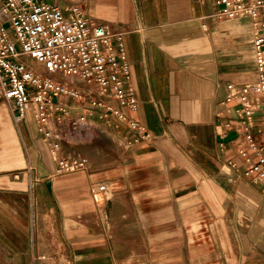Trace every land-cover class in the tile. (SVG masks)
Wrapping results in <instances>:
<instances>
[{
  "label": "crops",
  "instance_id": "obj_1",
  "mask_svg": "<svg viewBox=\"0 0 264 264\" xmlns=\"http://www.w3.org/2000/svg\"><path fill=\"white\" fill-rule=\"evenodd\" d=\"M56 2L126 31L137 105L107 124L86 114L53 154L35 107L16 120L0 99V264H264V184L240 174L238 135L223 125L239 122L227 83L257 79L250 20L215 17V0ZM64 153L89 165L49 177Z\"/></svg>",
  "mask_w": 264,
  "mask_h": 264
},
{
  "label": "built area",
  "instance_id": "obj_2",
  "mask_svg": "<svg viewBox=\"0 0 264 264\" xmlns=\"http://www.w3.org/2000/svg\"><path fill=\"white\" fill-rule=\"evenodd\" d=\"M215 3V17H246L251 22L257 79L227 83L222 103H234L239 122L223 125L238 135L239 142H231L245 161L240 174L264 184V0ZM201 26L206 28L205 23ZM125 33L89 18L73 2L62 8L56 0H0V99L9 103L16 120L24 118L27 107H35L37 127L53 154L59 152L62 131H70L86 114L97 113L106 124L114 118L126 119L122 107L136 108L137 97L124 49ZM129 123L132 128L138 125L132 120ZM252 129L260 135L259 141ZM224 136L222 129L221 149ZM227 164L238 167L233 160ZM59 165L49 177L76 167L65 156L60 157ZM26 170L31 184L40 179L35 166ZM108 192L106 182L90 187L101 217Z\"/></svg>",
  "mask_w": 264,
  "mask_h": 264
},
{
  "label": "rangeland",
  "instance_id": "obj_3",
  "mask_svg": "<svg viewBox=\"0 0 264 264\" xmlns=\"http://www.w3.org/2000/svg\"><path fill=\"white\" fill-rule=\"evenodd\" d=\"M222 18H223V19H234V18H229V17H222ZM237 18H238V17H237ZM76 126H77V124H76V125H73V129L70 130L71 133L73 132V130H75L74 127H76ZM77 128H78V127H77ZM77 128H76V129H77ZM63 137H64V136H63ZM63 137H62V139H61V144H60V147H59V152H60V153H63V152H64V150H63V148H62ZM77 148H79L78 145H76V149H77ZM120 148H121V147H120ZM120 151H121V149H120ZM99 152H100V149H99ZM63 155H65V157H66V159H67V156H68L69 154H68V153H64ZM83 158H84V157H83ZM83 158H80L79 160H78V159H75V163H76V164L86 165L88 162H85ZM72 165H75V164L72 163ZM87 165H89V163H88ZM16 173H17V172H16ZM16 173H13V174L15 175Z\"/></svg>",
  "mask_w": 264,
  "mask_h": 264
},
{
  "label": "water",
  "instance_id": "obj_4",
  "mask_svg": "<svg viewBox=\"0 0 264 264\" xmlns=\"http://www.w3.org/2000/svg\"><path fill=\"white\" fill-rule=\"evenodd\" d=\"M109 206H110V203L107 202L106 210H105V213H104V218H105V219H107V217H108V209H109Z\"/></svg>",
  "mask_w": 264,
  "mask_h": 264
}]
</instances>
